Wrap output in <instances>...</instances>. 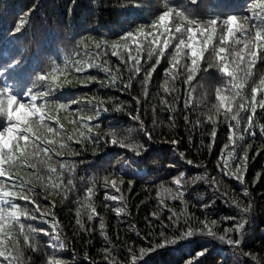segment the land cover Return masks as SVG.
Returning a JSON list of instances; mask_svg holds the SVG:
<instances>
[{
  "label": "snow or ice",
  "instance_id": "obj_1",
  "mask_svg": "<svg viewBox=\"0 0 264 264\" xmlns=\"http://www.w3.org/2000/svg\"><path fill=\"white\" fill-rule=\"evenodd\" d=\"M35 7V5H33ZM139 3L135 4V8H139ZM200 0H164L161 9H157L158 14L148 24H139L135 28L122 30L116 40L109 43L107 37L101 36L100 41L95 40L91 35L87 40L91 43H85V38L80 37L76 44L73 45V55L77 54L80 46L83 45L85 51L90 47L96 49V55L99 56L101 51L106 52L109 48L112 49V56L117 57L119 64L117 72L121 71L122 66L128 65L126 71L128 73L127 80L123 82L121 91L128 90L133 86V80L138 79V74H144L141 87L144 89V95L147 96V90L150 78L157 66L161 64V60L167 57L168 67L163 69L164 80L161 82V88L165 95L160 96V103L164 110L171 108V101L167 98V94L175 91V80L181 74H186L183 83L185 85V125L192 123L193 130L201 123L210 122L213 126L211 136H216L215 126L221 121L227 122L228 139L232 145L231 150L228 146H224L221 152H228L227 156L221 155L218 160L222 164L217 167L225 176H231L241 182V194L244 197L249 196V189L243 187L245 182V172L248 158V148L246 147L239 160L235 159V142L244 139V133H252L255 128V114L257 109L264 111V75H261L258 84L251 87V102L249 103L243 95L246 86L254 79V66L264 54V0H251V14H240L235 11L225 14L218 9L224 7L222 3H213L208 5L207 14L199 13ZM31 9H29V12ZM24 19L16 21L15 27L11 30V36L4 45L3 56L0 57V76H5L6 79L0 81V264H26L25 252L31 250L33 253L39 251L40 234L51 236L54 239H49L48 248L52 249V254L45 253V259L42 264H68L58 253L65 249L66 240L61 237V228L56 219L50 220V229L33 226L29 221L45 220L48 217H55V201H50L47 204H41L36 199L33 180L42 183V190H47L49 194L56 192L57 195L66 194L75 188V174L78 172L77 161L69 160L65 156L64 150L71 147L70 141L73 136L67 135L62 130L63 124L59 123V117L52 115L48 109L55 105L57 111L69 110L70 105L76 101L68 100L67 102L55 99V93L63 87L64 84L70 83L67 76L69 75L68 68L70 58L65 54L63 64L57 60H51V67L47 68H32L26 69L25 62L20 57L13 56L17 51L14 45L15 34L20 32ZM150 29V30H149ZM217 32H221L219 45L212 44ZM118 41H127L123 45ZM43 39L38 42V51L42 47ZM210 44L212 47L210 48ZM147 48V59L141 57V53ZM135 50V52H134ZM214 53V59L204 68L201 61L204 59L205 52ZM127 53L125 59L124 53ZM169 53H171L169 55ZM91 53H89V56ZM155 59V63L151 61ZM151 64V67H146ZM74 72L82 77L81 84L96 80L97 77L88 74L87 70L93 68H101L107 79V87H116L118 76L108 68L106 61L92 60H77L74 62ZM37 67L39 65L37 64ZM215 67L220 74L217 78L215 86V103L210 107L203 105L204 120L200 117L192 122L191 116L187 111L188 105L192 104L191 89L192 81L198 72H208V68ZM146 69V70H145ZM63 77V79L61 78ZM30 78L31 83L24 86ZM169 84L172 85L169 88ZM259 94V95H258ZM207 96V93H206ZM113 100L112 97L106 98ZM106 99L100 97L97 100L96 96L89 101L91 106L92 101H97L95 104V117H99L101 112H107L110 109L105 106ZM135 101L137 113L140 108L139 97H132ZM114 102V110L122 111L125 107L130 106L124 102ZM193 107L197 105L193 104ZM247 112V123L243 124V133L241 132V115L240 113ZM155 113V108H153ZM74 124H79L86 131H78L77 135L80 138L77 142H83V146L87 148L92 146L94 157L99 153H104L108 156L112 149L117 151L112 152V155H119L121 160L117 165H112L111 157L101 161L103 164H108L109 167L103 169V174L94 173L88 177V185L84 188L83 200L87 203L89 209L87 220L93 221L99 216L92 197L99 188L107 189L111 187L117 192L121 191L125 179L127 177H136L146 175L148 169L141 167L145 164L148 154L152 151L153 132L156 128V120L153 119L152 130H149L144 120L140 115H133L128 111V115L137 121L138 132L143 134L146 139H137L132 128L123 129L118 126L109 125L106 130H100V125H94L91 121L94 119L92 115L76 116ZM50 121H56L53 126ZM169 126L174 123V116H168ZM94 128L97 129L94 132ZM260 135L264 138V124L260 125ZM191 140L192 138L189 137ZM175 151L180 143L179 140L173 138L164 140ZM257 152L260 151L258 148ZM72 154L76 155L75 150ZM180 160H186L188 165H192L193 161L187 159L185 152L179 153ZM79 163H83L82 161ZM235 165L233 170L232 165ZM20 166L29 170L26 176L22 177L19 182H16V177L12 174V169ZM90 167L96 166L94 159ZM202 165H197L201 167ZM98 167V166H97ZM168 167L175 168L178 175L172 177L173 189H165L168 193V199L181 201V212L178 214L174 209L169 208L170 226L179 229V235L175 233L168 234L161 230L158 236L154 235L150 230L144 237H152L153 244L150 247L139 248V258L136 254V246L131 242L127 246L126 255L127 261L125 264H146L142 259L147 254L154 252L158 248L165 246H174L178 242H191L196 237L204 238L200 250H197L195 257L185 261V264H193V260L203 256L208 248L205 246L212 240L219 241L227 248H231L234 254V264H264V255H260L251 251H244V236L245 229L248 225L249 215L252 209V201L249 200L247 206H244L237 198L227 199V191L222 195L226 202L230 203L236 209V215L228 218L234 221L230 225L224 224V221L215 219L209 220L205 215L204 219L194 217L187 211V205L184 202V197L187 192V185H196L198 180L205 181L207 187L213 189L211 195L212 200L204 202L207 197L198 200L199 207L205 212L214 205L215 193L219 191V185L214 177H211L206 167L203 173L188 177L183 171H180L179 161L173 160ZM36 170V171H31ZM46 174V176H45ZM260 173H257L259 176ZM8 181H12L9 186ZM83 181V177L81 178ZM256 181L254 180L253 183ZM126 183L131 189L134 179L127 178ZM163 184V182H162ZM160 189H157L159 197ZM106 199L109 198V193L104 192ZM112 200H121L119 196H111ZM24 201L32 205L31 208L22 207L18 202ZM81 198L76 201V219L75 225L80 230L77 235L82 232L93 231L81 219L80 207ZM160 211L151 212L149 215L153 219H149L148 225L151 229L154 221H159L163 224L161 211L167 207L164 200H159ZM105 207H108L105 204ZM51 208L53 211H45ZM124 207L114 209L119 216L125 212ZM39 213V215H37ZM183 217L184 224H180V219ZM101 223L100 233H104L103 217L100 218ZM147 219V218H146ZM221 224H224L223 232L219 231ZM132 227H135L134 225ZM9 229H15V233ZM139 235V233H137ZM17 237H22L23 245L20 246V241ZM159 243H155V240ZM114 250L113 245L103 248V259L108 264H121L120 261L112 256ZM247 257V259H245ZM87 259V257H85ZM226 256H222L221 264H224ZM27 264H31V257H28ZM197 264H199L197 260Z\"/></svg>",
  "mask_w": 264,
  "mask_h": 264
},
{
  "label": "trees",
  "instance_id": "obj_2",
  "mask_svg": "<svg viewBox=\"0 0 264 264\" xmlns=\"http://www.w3.org/2000/svg\"><path fill=\"white\" fill-rule=\"evenodd\" d=\"M164 0H0V57L4 53V45L11 36V30L15 27L16 21L20 19L25 20L20 32L15 34L14 45L17 51L13 53L14 58L20 57L25 62L26 69L32 68H47L51 67V60L55 59L58 63L63 64L62 57L67 54L70 58V63L67 76L70 83L64 84L56 93L55 99L63 102L68 100L76 101L70 105V108L76 113V116L92 115L94 119L91 121L94 125H100V130H106L109 125L118 126L123 129L132 128L137 139H146L143 134L138 132L137 121L133 120L128 111L133 115L139 114L144 120L146 127L152 130L153 119L156 120V128L153 132L152 151L148 154L145 164L141 167L148 169L146 175L127 177L133 178L134 183L129 189L126 180L121 191L117 192L111 187L104 189L99 188L92 197L99 216L95 217L93 221L87 220V213L89 211L87 203L83 200L84 188L88 185V177L94 173L103 174V169L110 166L103 164L101 161L111 157L112 165H117L121 157L112 155V152L117 151L112 149L108 156L104 153L93 155L92 146L87 148L83 146V142H77L80 138L77 135L78 131H86L80 127L79 124H74L75 119L73 111L67 109L57 111L56 106L52 105L48 111L52 115L59 117V123L64 125L63 132L74 137L70 141L71 147L64 150V154L69 160L77 161L78 172L75 174L76 186L66 194L57 195L56 192L48 193L47 190H42V183L33 180V187L35 188L36 199L42 205L50 201H55V217H48L45 220L29 221L33 226H40L50 229V220L56 219L61 228V237L66 240L65 249L58 254L64 258L68 264H108L103 259V248L109 245L114 246L111 260L116 257L121 264L127 261L126 250L131 242L136 246V254L139 258L140 247H150L153 244L152 237L145 239L144 237L151 230L154 235L158 236L161 230L168 234L175 233L179 235V229L170 226L169 211L174 209L178 214L181 212V201L168 199L169 193L165 189H173L172 177L178 175L175 168L168 167L169 163L174 159L179 161L180 171L187 174L188 177L203 173L205 167L211 177H214L219 185V191L215 193L214 205L205 212L199 207L198 200L207 197L212 200L211 195L213 189L207 187L205 181L198 180L196 185L188 184L187 192L184 197V202L187 205V211L194 214V217L204 219L205 215L209 220L215 219L218 222L223 220L224 224L230 225L234 223L231 218L236 215V209L230 203L226 202L223 192L227 191V199L237 198L244 206H247L248 201H252V209L248 219V225L245 229L244 236V251H251L260 255H264V138L260 135V125L264 124V111L257 109L255 114V128L252 133H244L243 140L235 142V159L239 160L245 148H248L247 166L245 172V182L243 187L249 189V196L244 197L241 194V182L225 176L217 167L222 164L218 157L221 155L227 156L228 152H221L224 146H228L231 150L232 145L228 139V125L221 118L215 126L216 136L213 138L211 133L213 126L210 122L201 123L193 130L192 123L185 125V85L183 83L186 74H181L175 80V91L167 94V98L171 101V108L164 110L160 103V96L165 95L161 88V82L164 80L165 67H168L167 57L162 58L161 64L157 66L150 78L147 96L144 95V89L141 87L144 79L143 72L138 74L139 78L133 80V86L128 90L121 91L123 82L127 80L128 73L126 68L128 65L122 66L121 71L117 72V65L119 60L112 56V49L109 48L106 52L101 51L97 56L96 49L90 47L87 51L84 50L83 45L77 54L73 55V45L77 43L80 37L85 38V43H91L87 40L89 35L93 36L95 40L100 41V37H107L109 43L116 40L118 34L122 30L135 28L139 24H148L158 14L157 9H161ZM222 3L223 8L219 11L227 14L235 11L240 14H251L250 3L251 0H200L199 13L207 14L208 5L213 3ZM139 3L141 7L135 8V4ZM35 5V7H33ZM29 9L31 11L29 12ZM150 30V29H149ZM221 32H217L212 44L219 45V38ZM43 39V44L38 51V42ZM101 46H102V41ZM120 44L127 43V41H118ZM210 48L212 45L210 44ZM135 52V50H134ZM89 53L91 55L89 56ZM171 53H169L170 55ZM125 59L127 53H124ZM143 59H147V48L141 53ZM92 60V61H106L107 67L111 68L117 74V86L107 87V77L101 68L95 65L93 68L87 70L88 74L96 76L97 79L88 83L81 84L82 79L79 74L74 72V62L77 60ZM214 59V53L205 52L204 59L201 61L204 68ZM155 63V59L151 61ZM37 64L39 67H37ZM146 67H151L148 64ZM146 70V69H145ZM219 73L215 67L208 68V72L200 71L192 81L191 100L192 104L188 105L187 111L191 116L192 122L197 117L204 120L203 105L211 106L215 103V86ZM264 75V54L261 59L254 66V79L246 86L243 95L247 101L251 102V87L258 84L259 78ZM63 79V77H61ZM6 79L5 76H0V81ZM31 83L30 78L24 84L25 87ZM172 85L169 84V88ZM207 93V96H206ZM259 95V94H258ZM96 96L97 100L100 97L105 99L112 97L113 100H107L105 106L110 110L101 112L99 117H95V104L97 101H92L91 106L89 101ZM139 97L140 108L137 113L135 101L132 97ZM124 102L125 105L131 102L130 106L125 107L122 111L114 110V102ZM197 105L193 107L192 105ZM155 108V113H153ZM174 116V123L170 127L168 116ZM241 115V132L243 133V124L247 123V112L242 111ZM53 126L56 121H50ZM97 129L94 128V132ZM189 137L192 139L190 140ZM177 139L180 141L178 148L174 151L172 146L163 141ZM260 149L257 152V149ZM75 150L76 155L72 154ZM185 152L187 159L193 161L192 165H188L186 160H180L179 153ZM96 160V166L89 165L93 160ZM83 163H79V162ZM197 165H202L197 167ZM98 166V167H97ZM233 170L235 165H232ZM111 170V169H110ZM13 176L16 177V182H19L22 177L26 176V170L23 167L17 166L12 170ZM36 171V170H31ZM257 173H260L257 176ZM46 176V174H45ZM83 177V181L81 178ZM6 179V178H0ZM256 181L253 183V181ZM163 182V184H162ZM12 181H8L11 186ZM160 189L159 197L157 196V189ZM109 193V198L106 199L104 192ZM111 196H119L121 200H112ZM78 197L81 198L80 207L81 219L90 228L91 232H82L80 235L76 233L80 230L75 225L76 219V201ZM159 200H164L167 207L161 211V218L163 224L159 221H154L152 228H149L148 220L153 219L149 214L154 211H160ZM17 202L22 207L31 208L32 205L28 202ZM105 204L108 207H105ZM125 212L119 216L114 209L117 207H124ZM45 211H53L48 208ZM39 215V213H37ZM101 217L105 224L104 233H100ZM147 218V219H146ZM180 224H184V219L181 217ZM224 224H221L219 231L223 232ZM135 227H132V226ZM15 233V229H9ZM139 233V235H137ZM20 241V246L23 248L22 237H17ZM54 239L51 236H44L40 234V248L39 251L33 253L31 250L25 252V261L27 264L28 257H31V264H42L45 259V253L52 254V249L48 248V240ZM204 238L196 237L191 242L181 241L174 246H165L156 249L154 252L147 254L142 259L146 264H185L186 260L195 257L197 250H200ZM159 243V240H155ZM208 251L201 257L193 260V264H221L222 256H226L224 264H234V254L231 248H227L217 240H212L205 245ZM87 257V259L85 258ZM247 259V257H245Z\"/></svg>",
  "mask_w": 264,
  "mask_h": 264
}]
</instances>
